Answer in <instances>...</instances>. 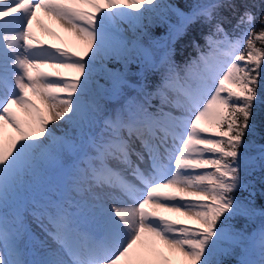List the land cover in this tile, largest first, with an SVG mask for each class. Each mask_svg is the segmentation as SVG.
<instances>
[{"label":"snow or ice","instance_id":"1","mask_svg":"<svg viewBox=\"0 0 264 264\" xmlns=\"http://www.w3.org/2000/svg\"><path fill=\"white\" fill-rule=\"evenodd\" d=\"M223 7L238 12L232 33L218 17ZM253 7L212 0L183 13L162 0H0V264H170L173 256L223 264L236 248L239 264H264V226L252 236L232 224L255 214L238 193L251 171L264 170V134L255 140L264 13ZM39 11L84 40L87 58L38 40ZM169 11L181 18L177 33L201 19L211 26L208 53L183 68L167 53L154 59L143 42ZM133 63L158 74L151 90L129 81ZM50 120L62 122V135ZM6 127L17 134L7 146ZM50 171L63 188L33 201L48 239L30 257L21 196Z\"/></svg>","mask_w":264,"mask_h":264},{"label":"rangeland","instance_id":"2","mask_svg":"<svg viewBox=\"0 0 264 264\" xmlns=\"http://www.w3.org/2000/svg\"><path fill=\"white\" fill-rule=\"evenodd\" d=\"M205 1L207 0H196V5L206 4ZM209 1L212 2V0ZM162 2L169 4L170 0H162ZM194 7L195 6L193 5L192 9ZM192 9L191 10L189 9L190 11L188 12H183L180 9L179 10L183 13H190ZM39 13L42 16H45L44 12L39 11ZM46 19H47V23L49 24L47 27L43 26V23H41L40 19H36L35 21H33V24L35 25L36 28V34L40 38L38 40L44 42L46 46L55 44L58 47L65 48L70 52L76 53L78 56H85V58H87L86 55L87 43L84 40L79 39L77 35L74 33L65 32L63 28H56L54 26V24H57L54 23L56 21L53 18L49 17L47 14H46ZM180 24H181V18L175 12L169 11L166 14V18L164 20H156L149 26V28L147 29V35L144 37L143 42L145 47H147L152 53L154 59L159 60L162 56H164L168 52L172 41L177 37V35L181 33V32L179 33L176 32V29L180 27ZM155 28L161 29L160 31L162 32H160L159 34H155L154 36L149 35L148 33L153 31ZM114 65L117 70H124L122 65H116V64ZM44 70L53 71V69L50 68ZM63 71H64V75L68 78L78 75V73H76L74 70L71 69H66ZM145 74L146 72H144L142 63L131 64L127 72L128 79L133 84H136L137 82L144 83ZM124 95L135 96L136 91L132 88H125ZM29 96L36 102L37 106L41 109V111L46 116H48L49 115L48 110L46 106L41 102V100L31 92H29ZM116 99L118 98H115L110 101V103L113 106H118L116 103ZM16 111L22 119H27V115L23 110L16 109ZM50 127H54L56 135H62L63 132L65 131V126H62L61 121H56L53 123L50 120ZM3 135H4L5 146H7L8 144L11 143L12 139L17 134L15 133L14 129H12L11 127H6ZM60 181H61V173L50 171L45 181L39 187L36 188L29 187L26 191L22 192V196H21L23 201L22 211L24 214L25 226L29 230V236L25 241L27 247L29 246L27 240L29 241L31 240L32 249H33L34 245H38L41 241L48 239L45 236V232L43 228L41 227V225L33 215V207H34L33 201L37 199L46 200L49 198L55 199L59 197L63 188V185ZM168 215H173V214H168ZM173 218L176 217L173 216ZM186 222L190 224L193 223L192 221H187V220ZM256 224L259 227L260 226L262 227L264 223L257 222ZM256 234L257 231H253V234L251 235L255 236ZM48 242L51 243L50 240H48ZM158 248L161 252L164 253L165 257H168L170 255L168 253L166 246H164L162 242L158 244ZM240 253L238 256V264L239 261L243 259ZM181 260L182 258L173 256L171 257L170 264H181Z\"/></svg>","mask_w":264,"mask_h":264},{"label":"trees","instance_id":"3","mask_svg":"<svg viewBox=\"0 0 264 264\" xmlns=\"http://www.w3.org/2000/svg\"><path fill=\"white\" fill-rule=\"evenodd\" d=\"M209 2V0L205 1L206 4ZM234 2L237 4L239 11H243L244 6L255 5L252 11L256 13L257 17L264 13V0H234ZM169 4L174 5L175 8L183 12H188L192 9L193 5L196 6V0H170ZM237 16L238 12L228 7H223L218 10V17L226 18L223 24L229 33L233 32V26L236 23ZM258 23L259 19H257V24ZM160 30L161 29L155 28L148 34L154 36L162 32ZM210 31L211 26L202 19L189 24L187 28L182 30L172 41L167 54H170L171 59L181 68L194 60L198 61L201 53L207 54L209 51L208 46L205 44L204 37ZM197 44L199 48L196 47ZM114 64L115 63L109 62L108 67L110 69H116ZM144 76H147L145 82L149 85V90H151V88L158 83V74L149 71L146 72ZM100 81L102 84L105 83L104 79ZM256 124L257 135L255 140L259 142L261 134H264V105L258 106L256 110ZM245 179L247 188L238 193V196L250 202L251 207L255 210V214L248 218L237 217L232 221V224L234 228L243 231L245 234H253V231L258 232L261 228V226L259 227L256 223H264V215H262V213H264V170L257 167L255 170L251 171ZM240 251L239 248H236L231 254L224 255L220 257V259L223 260V264H238Z\"/></svg>","mask_w":264,"mask_h":264},{"label":"bare ground","instance_id":"4","mask_svg":"<svg viewBox=\"0 0 264 264\" xmlns=\"http://www.w3.org/2000/svg\"><path fill=\"white\" fill-rule=\"evenodd\" d=\"M42 12H43V11H42ZM44 14H45V16H42V15L38 12V14H37V15H38V16H37V19H40V20H41V23H43V26H44V27H47L49 24L47 23L46 13H44ZM54 23H57V24H54V26H55L56 28H62L58 22H54ZM32 30H33L34 35H35L38 39H40V38L38 37V35L36 34V28H35V25H34V24L32 25ZM63 30H65V29L63 28ZM37 32H38V31H37ZM65 32H68V31L65 30Z\"/></svg>","mask_w":264,"mask_h":264}]
</instances>
